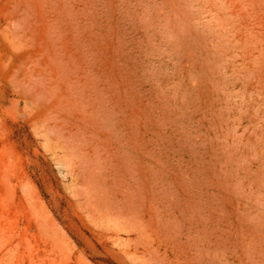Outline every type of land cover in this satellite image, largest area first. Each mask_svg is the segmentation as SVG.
Listing matches in <instances>:
<instances>
[{
	"label": "rangeland",
	"instance_id": "374dc122",
	"mask_svg": "<svg viewBox=\"0 0 264 264\" xmlns=\"http://www.w3.org/2000/svg\"><path fill=\"white\" fill-rule=\"evenodd\" d=\"M40 4L0 0V264H158L154 254L166 255L173 238L166 219L194 224L197 202L214 194L245 195L264 222L262 47L238 50L234 41L229 62L213 57L219 64L205 68L181 57L182 71L166 74L165 106L154 109L126 90L132 79L121 76L111 49L104 88L121 121L113 138L80 105L72 115L70 86L55 80L68 55L49 42ZM90 96L85 88L82 97ZM95 153L101 165L86 167L84 155ZM132 214L148 219L150 231L120 223Z\"/></svg>",
	"mask_w": 264,
	"mask_h": 264
},
{
	"label": "bare ground",
	"instance_id": "6f19581e",
	"mask_svg": "<svg viewBox=\"0 0 264 264\" xmlns=\"http://www.w3.org/2000/svg\"><path fill=\"white\" fill-rule=\"evenodd\" d=\"M40 2L49 42L56 51L68 55L67 60L57 61L55 80L60 78L70 86L75 98V103L71 105L75 111H71L72 115H76L80 107L83 115L87 111L88 118H95L100 127L108 129L113 138L120 131L121 121L116 119L119 112H116V101L112 98L114 95L111 97L104 88L110 74V63L106 55L111 49L115 51L121 76L132 79L128 81L133 88L126 90L138 93L142 104L146 103L151 109L155 105L165 106L166 74L175 68L182 71L181 57L191 55L194 66L205 68L215 61H212L213 57H225L223 60L229 62L234 41L239 42L238 50H245L249 42H255L264 50V0ZM9 35L16 38L17 31ZM194 76L195 82L201 84L197 74ZM138 84H151V89L142 85L138 87ZM85 88H89L91 95L87 102L82 97ZM77 105L80 106L74 107ZM89 105L92 106L91 110ZM29 106L24 105L26 109ZM30 109L33 110V107ZM62 109L63 103L59 100L58 114ZM150 117L146 112V119ZM53 129L63 132L62 126H54ZM87 153L89 151L82 154ZM99 162L101 165L97 153L95 159L93 155L83 157L86 167L96 166ZM93 173L91 179L97 177ZM220 187L227 188L229 185ZM197 203L201 209L192 213L191 222L194 224L188 225L180 216L166 219V233L167 225H170L173 238L170 243H166V255L159 257L155 255L157 252L154 254L158 264H264L263 216L253 209H247L253 205L248 197L244 195L235 199L214 194L209 201ZM122 222L130 228L141 225L150 231V221L141 214L128 215ZM159 222L162 223V220Z\"/></svg>",
	"mask_w": 264,
	"mask_h": 264
}]
</instances>
